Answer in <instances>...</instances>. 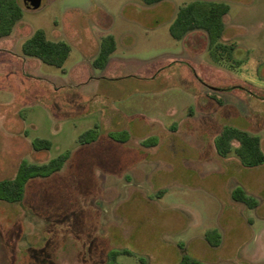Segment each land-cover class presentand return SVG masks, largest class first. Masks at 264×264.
Listing matches in <instances>:
<instances>
[{
	"label": "rangeland",
	"instance_id": "374dc122",
	"mask_svg": "<svg viewBox=\"0 0 264 264\" xmlns=\"http://www.w3.org/2000/svg\"><path fill=\"white\" fill-rule=\"evenodd\" d=\"M17 1L22 17L0 37V179L68 156L23 200L0 199V264H108L113 249L131 252L119 264H264V163L215 144L239 128L264 150V0ZM193 1L228 6L214 45L203 28L171 32ZM38 29L71 45L62 67L24 54ZM109 34L117 48L101 60Z\"/></svg>",
	"mask_w": 264,
	"mask_h": 264
},
{
	"label": "trees",
	"instance_id": "16d2710c",
	"mask_svg": "<svg viewBox=\"0 0 264 264\" xmlns=\"http://www.w3.org/2000/svg\"><path fill=\"white\" fill-rule=\"evenodd\" d=\"M153 3L160 0H144ZM23 8L17 0H0V37L10 34L14 26L22 17ZM228 12V6L222 2H212L210 5L199 1H193L182 6L171 25V32L177 38H182L189 31L203 28L208 32L211 45H214L224 30L223 17ZM117 48L114 35L109 34L103 38L99 59H107ZM216 49V47H215ZM71 45L64 40H52L46 32L38 29L23 43V52L26 55L40 58L45 63L62 67L68 59ZM92 130L81 134L80 140L87 142ZM92 136V135H91ZM237 142V144H235ZM220 154L226 155L235 151L241 161L248 166H256L264 163V150L259 136L253 135L239 128H224L215 141ZM52 141L47 138H36V149H50ZM67 154L62 153L47 163H29L23 160L13 178L0 179V199L8 202H19L25 196V184L35 176H48L60 170L67 161ZM233 198L246 203L249 207H255L256 198L251 196L243 187L237 186L233 190ZM208 239L212 245L218 246L222 236L217 229L209 230ZM121 254H131L126 249H113L109 252L108 264H119L117 260ZM142 263L146 260L141 257ZM179 264H203L202 262L183 256Z\"/></svg>",
	"mask_w": 264,
	"mask_h": 264
},
{
	"label": "water",
	"instance_id": "95a60500",
	"mask_svg": "<svg viewBox=\"0 0 264 264\" xmlns=\"http://www.w3.org/2000/svg\"><path fill=\"white\" fill-rule=\"evenodd\" d=\"M25 3L29 9H38L42 4V0H25Z\"/></svg>",
	"mask_w": 264,
	"mask_h": 264
}]
</instances>
